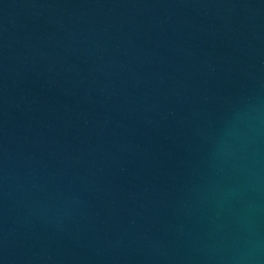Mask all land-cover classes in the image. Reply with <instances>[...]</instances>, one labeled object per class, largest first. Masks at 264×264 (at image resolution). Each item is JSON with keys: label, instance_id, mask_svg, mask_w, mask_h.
Returning a JSON list of instances; mask_svg holds the SVG:
<instances>
[{"label": "water", "instance_id": "water-1", "mask_svg": "<svg viewBox=\"0 0 264 264\" xmlns=\"http://www.w3.org/2000/svg\"><path fill=\"white\" fill-rule=\"evenodd\" d=\"M0 264H264V0H0Z\"/></svg>", "mask_w": 264, "mask_h": 264}]
</instances>
